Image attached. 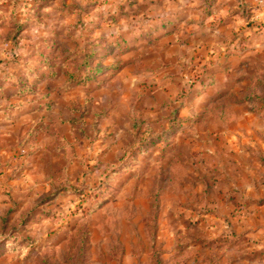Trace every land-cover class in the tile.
I'll return each mask as SVG.
<instances>
[{
    "label": "rangeland",
    "instance_id": "1",
    "mask_svg": "<svg viewBox=\"0 0 264 264\" xmlns=\"http://www.w3.org/2000/svg\"><path fill=\"white\" fill-rule=\"evenodd\" d=\"M162 1L0 0V264H264V0L196 47Z\"/></svg>",
    "mask_w": 264,
    "mask_h": 264
},
{
    "label": "crops",
    "instance_id": "2",
    "mask_svg": "<svg viewBox=\"0 0 264 264\" xmlns=\"http://www.w3.org/2000/svg\"><path fill=\"white\" fill-rule=\"evenodd\" d=\"M162 3L165 9L171 5L173 7L184 6L181 15L175 13L173 29L174 31H183L185 23L193 24L196 29L191 31L190 39L186 41V44L196 47L201 37L206 40L208 38H206V35H213L212 31L215 27L219 29V34L231 32L233 25L239 20V5H244L248 10H251L255 5V0H163ZM187 8L190 13L185 15ZM198 8L200 9L195 12V9ZM192 11H194L193 16L191 15ZM251 13L254 14V11H251ZM166 33L171 34V31ZM195 41L197 43H194ZM30 62L33 64L32 60ZM6 63L4 62L3 66L0 65V68L4 69ZM19 68H17L18 74L21 73ZM220 68L219 65L215 67L217 72H220ZM2 78H5L3 81L6 84L0 88V139H17L21 133L25 134L28 131L31 134L28 137L29 145H27V149H29L32 146L30 145L32 143L31 139H33V96L26 95L23 98V94L19 91L21 81L19 75L1 76L0 74V81ZM12 149H14L13 146H11V149L6 147L2 151L0 150V162L6 163L13 153Z\"/></svg>",
    "mask_w": 264,
    "mask_h": 264
},
{
    "label": "trees",
    "instance_id": "3",
    "mask_svg": "<svg viewBox=\"0 0 264 264\" xmlns=\"http://www.w3.org/2000/svg\"><path fill=\"white\" fill-rule=\"evenodd\" d=\"M1 20H3V19H0V22H1ZM26 25L25 24H22L19 28L22 30V29H24V27H25ZM15 61V60H14ZM4 76H6V74H4ZM5 78H2L1 79V81H0V83L4 80ZM6 81H8V79H6ZM4 82V81H3ZM2 82V83H3ZM1 85V84H0ZM30 88H32V87H30ZM19 91L21 92V93H27L28 91H31L32 92V90H29V89H27V90H24V89H22L21 87H19Z\"/></svg>",
    "mask_w": 264,
    "mask_h": 264
}]
</instances>
